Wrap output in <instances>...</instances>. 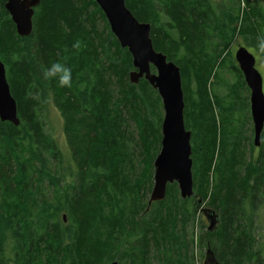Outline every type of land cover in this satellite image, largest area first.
<instances>
[{
    "label": "trees",
    "instance_id": "1",
    "mask_svg": "<svg viewBox=\"0 0 264 264\" xmlns=\"http://www.w3.org/2000/svg\"><path fill=\"white\" fill-rule=\"evenodd\" d=\"M214 3L126 0L151 24L155 48L180 66L192 133L195 194L183 198L174 182L165 199L150 205L162 98L145 78L131 82L133 56L99 4L41 0L33 32L20 36L0 0V58L21 120L0 119V264H194L197 243L211 247L222 264H264L246 208L255 212L264 197V134L253 156L234 117L250 114V89L236 63L240 90L228 99L230 86L226 93L216 87L229 64L225 49L238 35L260 41L264 13L247 0L241 19L240 1L235 14V6ZM57 63L70 69V87L46 75ZM51 103L64 118L69 167L46 129ZM202 205L220 220L213 231L203 226L197 241Z\"/></svg>",
    "mask_w": 264,
    "mask_h": 264
},
{
    "label": "water",
    "instance_id": "2",
    "mask_svg": "<svg viewBox=\"0 0 264 264\" xmlns=\"http://www.w3.org/2000/svg\"><path fill=\"white\" fill-rule=\"evenodd\" d=\"M16 30L20 36L33 32L35 8L41 0H4ZM105 13L112 32L124 48L133 56L135 67L129 74L132 83L138 84L142 78L158 90L164 107L162 122L161 150L154 165V185L149 204L166 198L168 186L179 185L183 198L195 194L193 178V158L191 130L185 123L184 90L181 69L166 53L155 48L151 36V24L140 21L129 9L126 0H96ZM245 81L250 88V103L254 121L255 140L261 145L264 130V78L257 69L256 55L246 46L240 45L235 54ZM155 67L156 72L152 70ZM0 119L20 124L18 104L11 92L7 68L0 58ZM203 203V198H198ZM200 211L209 221L208 230L218 227L220 215L216 209L202 205ZM66 219V216H65ZM116 264V263H115ZM204 264H222L211 247L207 248Z\"/></svg>",
    "mask_w": 264,
    "mask_h": 264
},
{
    "label": "rangeland",
    "instance_id": "3",
    "mask_svg": "<svg viewBox=\"0 0 264 264\" xmlns=\"http://www.w3.org/2000/svg\"><path fill=\"white\" fill-rule=\"evenodd\" d=\"M239 1L241 4V13L245 9L250 10V7L247 4V0H214V2H215L214 4L215 5H227V4H229L230 7L235 6L234 9L230 8V10H232V13L235 14L237 11V6L239 5ZM250 2L260 6L262 9V12L264 13V0H250ZM240 16L242 19L244 16L243 13ZM164 17H166V15H164ZM250 21H252V18ZM259 21L261 22V25H262L260 27V29H261L260 31L264 32V21H262V19H260V18H259ZM102 26H103V21H100V27L102 28ZM256 41L252 37L251 34H247V36L238 35L230 43V45L227 47V49H225L227 62L229 64L227 66H225L224 70H222V73L220 75L221 80H219L217 82L218 84L216 85V87H217V90L219 89V90H221V92L223 91L226 93L227 91H229L228 87H226V86H230V92L228 93V99L233 95L234 89L240 90L239 87L236 88V85L238 84V79H237L238 76H237L235 69L233 67L234 63H236L239 66V63L236 60L235 54H236V51L240 45L246 46L250 51H252L256 55V58H257L256 67L262 73L263 78H264V51H261L260 47H259L260 43L262 41H264V37H261V40H260L261 42L258 40H256ZM239 68H240V66H239ZM154 72H156V71H154ZM229 94H230V96H229ZM249 102H250V97H249ZM162 108H163V113H165L164 107H163V102H162ZM249 110H250V114H249V117H247V118L244 117L243 112L240 116L236 113L234 115V117L237 119L236 122H239L241 124L240 127H242V128L244 127V129H242L243 131L240 128V130H241L240 132H242V133L239 134L240 140L242 141L244 148H247L248 151L250 149L252 152V155L256 156L259 154L261 148H260V146H257L254 143L255 132H254V121H253L252 111H251V103L249 104ZM163 119H164V116H163ZM45 120H46V129L53 135V137L55 138V141L57 142V145L59 146V148L61 149V152L63 153V157H64V165L63 166L69 167V163H71L70 162L71 151L69 148L68 139H67V135H66L65 128H64L65 127L64 118L61 114V111L53 103H51L49 105L48 113H47ZM128 126H129V130L132 133V136L134 135V138L137 139L139 131H138V127L136 125V122L133 120H130L128 122ZM161 130H162V128H161ZM263 134H264V130H263ZM263 134H262V140H263ZM162 136H163V134H162ZM249 139H251V144H249V142H248ZM50 157H51L53 165L56 166L57 164H56L55 159L53 158V156H50ZM70 166L74 167L73 163ZM68 181L74 182L75 180L72 178ZM178 187H179V185H178ZM151 191L149 192V197L151 195ZM263 195H264V193H263ZM204 206H206V205H204ZM246 208H247L248 216L253 218L252 221H249V219H247V222L250 226L253 227L252 228L253 234L255 235V240H256L255 243L261 248V251L264 255V197L261 198V202L259 203V208L256 209L255 212L252 211L249 204L246 205ZM61 214L63 215V213H61ZM197 218H198V220H197V223H196L195 229H194L196 240L201 235L202 227L205 226V229L208 230V226H209V221L206 219V217L204 216V214L201 211H199ZM189 228H190L189 232L191 234L193 228H192V226H190ZM206 251H207V247L201 248L198 245V243L194 246V249H193V253H194L193 262H194V264H204Z\"/></svg>",
    "mask_w": 264,
    "mask_h": 264
},
{
    "label": "clouds",
    "instance_id": "4",
    "mask_svg": "<svg viewBox=\"0 0 264 264\" xmlns=\"http://www.w3.org/2000/svg\"><path fill=\"white\" fill-rule=\"evenodd\" d=\"M259 47L261 51H264V41L260 43ZM46 75H58L60 86H71L70 69L60 65L59 63L54 64L52 68L48 70Z\"/></svg>",
    "mask_w": 264,
    "mask_h": 264
},
{
    "label": "bare ground",
    "instance_id": "5",
    "mask_svg": "<svg viewBox=\"0 0 264 264\" xmlns=\"http://www.w3.org/2000/svg\"><path fill=\"white\" fill-rule=\"evenodd\" d=\"M92 218V217H91Z\"/></svg>",
    "mask_w": 264,
    "mask_h": 264
}]
</instances>
